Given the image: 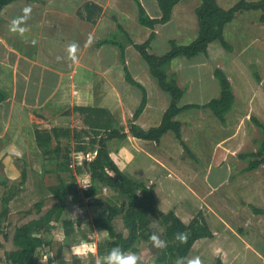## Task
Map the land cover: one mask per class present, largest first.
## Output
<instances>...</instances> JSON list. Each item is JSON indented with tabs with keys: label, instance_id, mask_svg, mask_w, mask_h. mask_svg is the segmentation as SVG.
Returning <instances> with one entry per match:
<instances>
[{
	"label": "crops",
	"instance_id": "1",
	"mask_svg": "<svg viewBox=\"0 0 264 264\" xmlns=\"http://www.w3.org/2000/svg\"><path fill=\"white\" fill-rule=\"evenodd\" d=\"M140 1L141 3L143 2V0ZM181 2L174 8L171 21L165 25H171L172 23H174L177 14L179 15L180 21H188L186 12L183 9L178 8ZM29 3H31V6ZM218 3L224 9H230L232 7L221 5L220 0H218ZM97 4L104 7L101 2H97ZM142 4L144 6V3ZM39 6L41 5L37 3L36 0H21L8 5L1 13L2 21L0 23V93L6 95L7 99L0 103V145L2 149L0 150L2 153L0 156V194L4 196L5 192H7V190L13 185L19 188L16 197L10 204V208L15 207L14 205L17 203L18 206H21L19 209H17L18 213L22 214V216H20L21 219L17 221L14 226L20 225V223L25 224L32 216L27 214L30 208L27 210V212H23L25 210H22V208L26 207L25 199L30 200L32 196L31 193L33 192H40L44 194L45 192H47L42 181V174L45 169H49L50 165L48 161H45L44 156L41 154L42 152L38 151L39 153L37 155H41V160L39 162V168H35V173L38 177L37 180L32 182L29 179L27 171V179L24 184L12 183V179L16 178V176H14V178L12 176L13 170L11 168V162L16 156L12 152V149L14 147L11 146V143L13 142L10 141V143L8 144L6 140L12 128L19 131L23 127V118H26L27 114H30L32 118L40 119L44 122L54 118L55 113H58L57 116H61L63 112L70 109L69 106H71V104L75 105L77 102L80 103L83 101L86 103L89 100H94V93H100L101 90V92H104L102 100L107 99L110 103H112L113 107L104 108H108L114 115L118 111L122 112L124 114L125 120L127 115L123 111L124 107L127 105L135 104V106H137L138 108L143 98V91L140 89L142 91V95L139 96L136 92H134L135 86L131 84H128L129 90H123V93H120L117 89L118 84L122 80H119L121 79L120 76H118L119 79H117V77H114L116 75L114 71H116V69L121 66V62L119 56L110 58L111 56H113L114 50L104 51L103 46L98 51L102 54V56H95L96 58L90 55V53H87V49L89 48V38L91 37V39H93V35L102 30L100 28L103 22V17L100 18L97 24L93 25L81 19L78 15H76V13H74V16L76 15L78 17L77 19L81 21L80 26L82 27V29L79 30L74 26L70 28L67 27V29H70L72 32L65 35L60 31L62 29V24L64 23L61 21L60 17L61 15L67 17V14L65 12H62L60 9H56L54 5H52L51 8L44 7L43 9ZM197 6L195 7V10ZM26 7H30L31 12L25 17L23 9ZM157 7L156 9H153L154 14L149 12L146 7L145 9L151 17L160 18L161 11L159 6ZM244 13L246 12L239 13L238 15H244ZM238 15L234 20L238 18ZM263 15L264 13L260 14L261 24H264V21L262 20ZM22 17L23 19H21ZM13 20H17L19 22V25L24 26L27 30L37 33L35 52L26 51V53H23L19 49H16L11 43H9V41L7 40L9 34L4 31V27H6L8 23L11 24ZM176 25L177 28H185V26H182L184 25V23H177ZM160 26L164 25H159L156 27V34ZM245 28L247 30H243L240 36L243 38L247 37L245 43L247 42V40H250V44L257 43V51L260 56L259 60L264 58L262 56V54L264 53V28H262L261 26H257L253 31L250 26ZM83 30L84 32H82ZM184 32L187 33V30H184ZM248 34H251V36L249 35L250 37H248ZM234 38L237 39L238 35H236V37ZM226 41L230 44L231 50H225V48L223 46L222 47L224 49L223 51H227L228 55L231 56L229 60L230 63H226L231 67H226L224 63L218 66L226 73L232 83L235 95V103L231 111L227 113L224 122L218 119L214 114L213 115L218 120L214 121L211 118L209 120L204 118V127H206L207 129H212L213 133L219 136L211 156V162L212 160L215 161L213 168L211 163H209L207 171L202 175H200L198 171L196 172V169L188 163L189 154L186 153L183 145L181 144V141L177 139L176 135L173 132L167 133L159 143L137 139L132 136V134L130 133V129L125 131L128 137L126 139H120L123 140V142L129 141L133 146H135V159L140 153H144L146 155V158H144V167L137 165V168L144 170V172L141 173V179L138 180L144 181L148 186L152 187L156 201L162 212L168 213L170 211H174L175 214L186 224H189L192 220L197 218L201 222L206 223L211 229L213 237L203 239H212V241L198 247L199 242L203 239L198 240L190 251L188 258L195 250L193 257H199L200 259H202L203 247H206L207 249H212L213 254L217 255L216 258H219L217 264H229L231 261H233H229V256L233 251L230 250L233 248V243H231V240L234 237L240 238V231L238 230H241L237 229L238 227H233L231 225L236 222L235 219L246 218L245 222L249 224V226H253L259 222H264V220L256 221L254 219V216L249 215L247 212L250 211L251 213H253V215H259L264 219V214H257L254 212V208L264 209L262 207H257L254 204L255 199L264 203V191H261V188L258 185V189H256L257 193H254L256 187L253 188L252 182L255 180L252 181V179H248L247 177L249 172L246 170L248 161L240 157L242 154L257 151L259 141L262 138V134L260 133L261 130L253 121V118L258 119L262 123L259 116V110L255 107L254 103L259 88H264V77L259 74L255 67L250 68L249 66H247V64L245 65L240 60L243 58L244 54L246 55V53L248 52V49L250 48L248 47L249 45L246 48L236 50L234 44L231 41H228V39H226ZM73 42L78 44V49L75 53L77 59L75 61L69 58L70 54H68L69 56L65 55V52H67V48H69V45ZM28 43L30 44V42ZM46 45L49 49H46ZM222 62H224V59H222ZM66 64H68V66ZM129 66L130 64L128 65V69L132 74L134 80L145 88L148 96L146 109L138 119L137 124L145 130L156 127L160 125L163 115L170 106L171 101L170 103L161 105L162 93H157L155 91L154 93L157 95V100L152 104L151 93L149 89L145 87L144 84L140 81V78L142 77L143 79H145V81L151 84L150 72L148 73L147 71H141L139 75H136L131 72ZM79 67L82 69H79ZM252 69L255 71V74H259V77L261 78V81L257 80L256 78L258 82V84H256V89H246L245 83H242L245 87L241 85L240 88H242V91L236 93L230 73H237L240 71L242 74L248 75L247 77H249V79H252V77L250 76V71ZM123 73L125 74L124 69ZM95 78L102 82L100 83L102 89L100 91L97 89L98 92L92 91V82L96 80ZM214 79L216 81L218 80L215 75ZM178 82L181 86H184L185 84H188L189 79H181L180 81V79L178 78ZM220 93L221 91L219 88L218 90H216L214 99L218 98L220 96ZM238 97H248L249 101L245 100L241 102L240 100L238 102ZM210 101H208L207 103H209ZM207 103L193 104L204 105ZM246 103L247 111L243 113V109L246 108ZM187 105L192 104H180L181 107ZM155 108L160 109V111L162 112L161 118L155 117L154 113L150 114V111H155ZM205 110L206 109H204L203 111ZM183 113L179 116L183 115ZM178 117L177 120L182 123V139L191 150V147L188 145V143L190 142V135H187V129L190 126H185V124L188 123H183L178 119ZM31 120L33 121V119ZM50 122L51 123L49 128H51L52 126H58L57 124H54L57 123L56 121ZM249 123H251L252 125H249ZM73 126L74 124H72L70 127ZM18 133H22V131H19ZM196 133L197 132L191 129V136H194ZM17 141L21 142V140ZM21 143H23V140ZM25 143L26 142H24V144ZM2 146L4 147L2 148ZM13 150L17 152L19 148H15ZM16 159H18V157H16ZM23 160L27 165L29 159H27L26 157L23 158ZM115 163L117 164L119 169H121V165H119L117 162ZM215 167L218 170L226 168V171L229 174L233 173V171L235 170L239 172V176H246L244 181L245 183H242L240 187L243 190L241 191L242 197L244 196L243 198L239 199L236 198L233 193H228L219 196V198L217 199H211L210 202L207 201V198L210 197L213 192L219 193L222 187L226 183H229L222 180H217L214 183H211L209 175H211ZM24 170H26V168ZM121 171L132 177V174H130L128 170L121 169ZM148 171H150V173L152 172V176L149 175L150 173L143 174ZM261 171H264V165L254 171V177H257L259 174L261 175ZM184 176H188L192 183L185 182ZM164 178L169 180V182L171 183L180 184L182 187H185L184 191L187 190V192L192 193L193 196H195L200 201L204 208L208 209L211 212V214L215 218V221L219 223L217 224V226L222 225L224 227L225 233L220 232V230L217 228L214 229L210 221L208 222L201 213H198L195 216L196 212H188L185 209H180V211H178V209L176 208L171 209L168 212L163 211L161 204L171 207L173 205V196L176 192L174 188L166 186ZM257 178L259 179V176ZM195 182H197L198 184H196ZM259 183L262 184L261 181ZM68 184L71 185L70 182H68ZM189 184L193 187H191ZM261 186L264 190V185ZM2 195H0V206H2ZM46 197H51L52 199L50 200L51 203L46 200V208H49L54 204L55 200L52 198V195H47ZM105 199L102 204H88L85 207L87 212L84 215H81L73 220L74 228L84 229L87 218H94L93 215L96 214V211L102 209V206L107 204V200ZM14 212L15 210L12 213L10 211V214L12 215ZM181 214H183V217ZM106 216H108L107 213L105 216L101 217ZM101 217L97 216L94 219ZM64 218H66V215L62 217L60 222H62ZM59 224L60 223L56 224V228L51 233L45 234L46 238L52 243L50 246L38 249L36 254L38 264H62V261H64V264H80V262H84L86 264H107L106 258L109 255V251H107L106 244L111 240L107 229L97 226L95 227L94 234L100 235L99 241L95 242L93 240L94 234H90L85 231L77 232L78 229L73 232L71 237H64L62 236L64 235L62 234L63 229L60 230L61 227L59 226ZM215 224L216 223H214V225ZM9 225V219L3 220V231L8 232V229L10 227ZM62 228H64L63 225ZM80 236L83 238L82 241H80ZM262 238L264 239V236H262ZM161 239H164L163 233L161 234ZM101 240L102 242H100ZM70 242L72 244H70ZM228 242H230V244ZM60 243L65 254L62 252L60 254V248L58 247V244L60 245ZM85 243L91 248L90 250H87L86 247H82V245H84ZM145 245L148 250L147 255L152 257L150 264H156V259L162 250L152 247L151 242L143 243L140 246V252L137 254L139 257L142 255L141 247L144 248ZM55 246H57L56 250L54 249ZM246 246H248L249 249L253 250L252 246L248 243H246ZM78 249L80 250L79 255L77 254ZM144 261L145 258H140V262L144 263Z\"/></svg>",
	"mask_w": 264,
	"mask_h": 264
},
{
	"label": "trees",
	"instance_id": "2",
	"mask_svg": "<svg viewBox=\"0 0 264 264\" xmlns=\"http://www.w3.org/2000/svg\"><path fill=\"white\" fill-rule=\"evenodd\" d=\"M21 0H0V23L1 13L8 5ZM182 0H157L161 11L160 18L151 17L140 0H134L138 8V22L140 25L152 30L149 38L142 44H137L129 32L116 19L118 31L127 37L129 43L135 47L149 65L152 75L158 81L159 87L169 93L171 103L163 115L160 125L145 130L137 124L138 119L146 109L148 96L145 88L134 80L127 63V45L119 39V35L113 34L108 38L97 42L99 48L112 46L119 50L120 61L126 73L129 84L143 91L141 104L136 109L131 119V134L133 137L159 143L169 132H173L181 141L186 153L192 155L191 150L182 139V123L177 117L189 109H210L222 122L235 103V95L232 83L226 73L221 69L215 70V77L221 86V94L218 98L204 105L180 106V101L185 95V89L178 82V77L168 73L172 62L178 58H194L202 53H207L210 45L219 41L226 50H231L230 44L225 39L226 26L231 23L239 13L247 11H262L264 13V0L250 2L241 0L230 9L222 8L218 0H202L196 8L199 21V31L196 39L189 45H179L176 40L171 41V50L165 55L158 56L149 52L152 42L155 40L156 27L165 25L172 19L174 8ZM103 7L95 2H87L78 12V16L95 25L103 13ZM264 21V15L262 17ZM261 81L259 74H255ZM6 95L0 93V103L6 100ZM84 116L83 126L77 122L73 127H51V130L40 129L36 132L38 147L42 151L45 161L50 164L42 174V181L47 193L52 195L54 204L46 208L45 199L36 203L34 209L27 212L28 215L36 214L38 217L25 224L16 225L12 231L13 249L6 252L7 264H38L37 251L42 247L51 245L45 234L51 233L56 224L63 219L64 234L71 237L74 228V218L87 212L82 206V198L97 197V203L102 204L107 200L109 213L106 217L96 218L94 224L108 230L110 241L106 244L109 253L115 247L122 251L138 254L143 243H149L152 233L151 223L156 219L163 227V238L167 241V247L161 251L156 259V264H175L178 258H188L194 244L203 238L213 237L209 226L199 219L192 220L189 224L183 222L174 211L164 213L160 210L152 187L144 181L133 179L123 173L112 159L108 142L113 139H126L127 133L120 121L108 108L77 106L74 108ZM255 124L261 130L262 138L255 152L242 154L248 161L247 171H255L264 165V124L253 118ZM56 143L55 146L53 143ZM96 153L94 158H89ZM75 154V157H72ZM73 166L83 178L82 188L70 186L63 176V171H69ZM113 172L114 174H111ZM22 184L26 182L27 170L23 171ZM75 179V178H73ZM75 181H77L75 179ZM21 185V184H20ZM104 188L112 192L111 196L103 195ZM19 188L10 187L2 197V211L0 213V249L4 247L1 236L5 239L10 235L3 231L2 221L8 219L11 208L10 204L16 197ZM105 197V198H104ZM257 214H264V209L254 208ZM122 220L125 233L117 226V220ZM177 232L188 233L187 243L181 244L175 240ZM60 248V254L62 252ZM119 254V253H117ZM62 261L61 263H63ZM138 264H144L138 262ZM187 264V261H184Z\"/></svg>",
	"mask_w": 264,
	"mask_h": 264
},
{
	"label": "rangeland",
	"instance_id": "3",
	"mask_svg": "<svg viewBox=\"0 0 264 264\" xmlns=\"http://www.w3.org/2000/svg\"><path fill=\"white\" fill-rule=\"evenodd\" d=\"M37 3H39L42 7V9L45 8H51L52 5L56 7V9H60L62 12H65L67 14V17H64L61 15L60 19L62 22V29L60 30L63 32L65 35L69 34L72 32L70 29H67L74 26L77 29L81 30L82 27L80 26L81 21L77 19L78 17V12L81 8L84 7V5L87 2H101L103 4V13L100 15L98 18V21L100 20L101 17H103V22L101 24L102 30L98 31L97 34L93 35V39H91V43L88 45L87 53H90L92 56H102V54L99 51V47L97 46V42L100 39H105L110 37L113 34H118L119 39L123 41L126 45V62L128 65L130 64V70L133 74L139 75V73L142 71H147L148 73L150 72L151 74V84H149L145 79L142 77L140 78V81L144 84L145 87H147L151 93V102L152 104L154 101L157 100V95L154 93L155 91L157 93L161 92L162 97H161V105H165L167 103H170L171 101V96L169 93H166L165 91H161L158 81L156 78L152 75L149 65L147 62L144 60V58L140 55V53L135 49L133 45H131L127 39L126 36H124L123 33L118 31V27L116 24V19L124 26V28L129 32L131 35L132 39L134 40L135 43L137 44H142L144 43L150 36L152 30L144 27L139 24L138 22V8L134 2V0H36ZM241 0H220L221 5L230 7L234 6V4L238 3ZM246 1H258V0H246ZM202 0H183L181 4L178 6L179 9H183L186 12V17L188 18V21L186 22L185 20L180 21L179 15H176L175 22L172 23L171 25H164L160 26L159 29L157 30V37L156 39L152 42L151 47L149 49V52L153 55H158L162 56L165 55L167 52L171 50V40H176L179 45H189L191 44L196 37L198 36V31H199V21L198 17L195 11V7L199 4H201ZM144 6L146 9H148L149 12L154 14L153 9H156L157 5V0H143ZM31 6V3H29ZM156 6V7H155ZM198 7V6H197ZM158 8V7H157ZM178 9V10H179ZM74 13L76 15L74 16ZM260 14H263L262 11H250L244 13V15H238V18L234 20L231 24L229 23L228 26L226 27V39L228 41H231L234 44V47L236 50L241 49V48H246L250 47L248 49V52L246 55L244 54L243 58L240 59L241 62H243L245 65L249 66L250 68L255 67L259 74L264 77V58L260 59V56L258 54V49H257V43L255 44H250V40H247L245 43L247 37H241L240 35L242 34L243 30H247L245 27L250 26L252 31L257 27L261 26L264 28V24H261L260 21ZM97 21V23H98ZM77 22V23H74ZM96 23V24H97ZM177 23H184L185 28L183 29L181 27L177 28L176 24ZM10 23L4 27V31L9 34V37H7V40L9 43H11L16 49H19L21 52L26 53L28 52H35L36 51V40H37V33L31 32L27 30L24 26L19 25V27L24 28L25 31L23 35H21L18 31L13 32L10 30ZM256 26V27H254ZM254 27V28H253ZM184 30H187V33L184 32ZM84 32V30L82 31ZM252 33V32H251ZM89 35V32H88ZM238 35V38L235 39ZM251 34H248V37H250ZM33 41H35L34 48H33ZM30 42V44L28 43ZM83 42V41H82ZM63 47V46H61ZM253 47V48H252ZM46 49H49L48 46L46 45ZM104 51L108 50H114V54L112 57L119 56L120 58V53L119 50L115 47L112 46H104L103 48ZM222 44L217 41L214 42L210 45L208 52L207 53H202L194 58H178L175 59L171 66L168 69V73L170 75L175 74L181 81V79L188 80V84H185L184 86H181L185 89L186 93L184 97L182 98L181 103L179 104H202V103H207L208 101L214 99L216 95V90L220 88L221 91V86L219 87L220 83L219 81L214 79L215 75V70L217 68H220L219 66L224 63V65L228 68L231 66H228L226 63H230V55H228L227 51H223ZM226 50V49H225ZM68 48L67 52H65V55L69 56L68 53ZM99 53V54H98ZM104 53V52H103ZM106 54V53H105ZM118 54V55H117ZM89 55V54H88ZM264 57V53L262 54ZM96 58V57H95ZM222 59H224V62H222ZM121 62V61H120ZM68 66V64H66ZM127 65V66H128ZM219 65V66H218ZM69 68V67H68ZM84 68V67H83ZM79 69H82L79 67ZM78 69V71H79ZM123 65L121 63V66L114 71L116 74L114 77L119 79L118 76H120L121 79H119L121 82L118 84L117 89L119 90L120 93H123V90H129L128 86V81L126 79V73H123ZM253 69L250 71V76L252 79H249L247 77L248 75L242 74L240 71L239 72H233L230 73L231 79L234 83L235 87V92H241L242 91V86H244L242 83H245L246 89H256V84H258L255 76V71L253 73ZM102 72V71H101ZM132 75V74H131ZM124 77V78H123ZM133 77V76H132ZM242 77V78H241ZM96 80L92 82L93 84V89L92 91L98 92L102 88L100 86L101 81ZM124 79V80H123ZM130 85V84H129ZM244 86V87H245ZM98 89V90H97ZM215 89V90H214ZM102 91V90H101ZM100 93H94L93 99L94 100H89L88 102H77L75 105L69 106L70 109L66 110L65 112L62 113L61 116H57L58 113L54 114V118L51 120H47L46 122L40 120V119H35L30 116V114H27L26 118H23V127L19 130L22 131V133H18L19 131L15 129H11L10 133L7 137V143L9 144L10 141L13 142L11 143V146L15 148H19L17 152L12 149V152L18 159L15 157L12 162H11V168L13 172V178L16 176V178L12 179V183L14 184H19L23 178V170L26 168L28 171L29 179L34 182L37 180V175L35 173V168H39V162L41 160V155H37L39 152H42L40 148H38V143L36 140V132L40 129H47L51 130L49 128L50 126V121H56L58 126L57 127H67L68 125H72L78 122L79 126H83V120L84 116L80 114L79 112H76L74 110L75 107L77 106H90V107H112V103H110L107 99L102 100L104 96V92ZM134 92H136L139 96L142 95V91L134 87ZM221 94V93H220ZM159 98V97H158ZM102 100V101H101ZM241 100V102L247 100L249 101L248 97H238V102ZM263 103V104H262ZM255 107L259 110V116L264 124V88H259L258 93L256 94V99L254 103ZM74 106V107H73ZM237 107V106H236ZM137 109V106L135 104L133 105H127L124 107V113L127 115L126 119L124 120V114L120 111V113L116 112L115 117L120 121L121 126L123 129L126 131L130 129L131 133V119L133 118V115ZM155 111H150V114L154 113V116L157 118L162 117V112L160 109L155 108ZM189 109L186 112L183 113V115L179 116L178 119L182 121L183 123H188L185 124V126H190L187 129V135H190V142L188 145L191 147V154L188 156V163L191 164L195 169L196 172L200 175H202L204 172L207 171V168L209 166V163H211L212 168L215 164V161L212 160L211 162V156L212 152L214 151L216 142L218 140V135L214 134L212 129L204 127V118L209 120L210 118L215 120H218L215 118L213 115V112L210 109ZM247 111V103H246V108L243 109V113ZM210 114V116H209ZM24 117V115H23ZM253 117V116H252ZM33 119V121L31 120ZM153 119V118H152ZM251 123H249L250 125ZM252 125V124H251ZM191 129H193L195 132H197L194 136H191ZM248 129V128H247ZM260 131V130H259ZM261 133V132H260ZM189 137V136H188ZM193 139H192V138ZM17 140H23V143L17 141ZM24 142H26L24 144ZM55 142L53 145L55 146ZM3 145V144H2ZM4 146H2L3 148ZM108 148H109V153L112 157V159L117 162L119 165H121V169H126L130 174H132L133 179H141V173L144 172L143 169L137 168V165L144 167L146 155L144 153L138 154V157L135 159L134 156L136 155L135 153V146H133L129 141H124L120 139H113L109 141L108 143ZM0 150L1 145H0ZM11 150V149H10ZM39 151V152H38ZM1 151H0V156H1ZM42 154V153H41ZM75 157V154H72V157ZM96 156V153H92L89 158H94ZM29 159L27 165L24 163L23 158ZM180 162V161H179ZM181 163V162H180ZM50 165V164H49ZM1 169V166H0ZM120 169V170H121ZM139 172V173H136ZM111 174H114L113 172H110ZM150 171L143 173V174H149ZM165 173V172H164ZM63 176L65 179L70 182L72 186H79L82 188V181H83V174L82 176L78 174L76 168L72 164V168L69 171H63L62 172ZM254 171H249L248 172V179L255 180L252 182L253 188H255L254 193L256 192V189H258V185L261 188V191H264L262 189L261 185H264V171H261V175L259 174V179L257 177H254ZM77 175V176H76ZM152 176V172L149 174ZM239 172L233 171V173H228L226 171V168L222 170H218L216 167L213 169L211 175H209V178L211 179V183H214L217 180H222L226 181L229 183H226L221 191L219 193H212L210 197H208L207 201L210 202L211 199H217L219 196L223 194H228V193H233L236 198H243L242 197V192L243 191L240 187L242 183H245V177L246 176H239ZM204 177V176H203ZM75 178L77 181H75ZM185 182L192 183L188 176H184ZM140 181V180H139ZM262 182L260 184L259 182ZM164 182L166 186L172 187L176 190L173 196V205L169 207L168 205L161 204L162 210L163 211H170L171 209H185L188 212H196L195 216L198 213H201L205 219L212 224V227L214 229H219L220 232L225 233V229L222 225H218V222L215 221V218L211 214V212L208 209H205L204 206L200 203V201L193 196L192 193L184 191L185 187H182L178 183H171L169 180L164 178ZM198 184L197 182H195ZM36 184V183H34ZM70 185V186H71ZM190 185V184H189ZM15 186V185H13ZM12 186V187H13ZM191 186V185H190ZM193 187V186H191ZM249 189V187H248ZM9 190V189H8ZM7 190V193H8ZM103 195L105 196H111L112 192L108 190V188H104ZM6 193V192H5ZM4 194V193H3ZM31 199H25V206L22 208V210H25L23 212H27V210L34 209V206L36 203L40 202L41 200L45 199L48 200L49 203H51L50 200L51 197H46L47 195L49 196L50 194L45 192L40 193V192H33L31 193ZM107 194V195H106ZM2 195V194H0ZM28 195V194H27ZM264 195V194H263ZM3 196V195H2ZM1 196V199H2ZM257 197V196H256ZM255 197V198H256ZM31 202V203H30ZM83 204L82 206H87L88 204H96L97 203V197L94 198H82ZM48 203V204H49ZM29 204V205H28ZM254 204L257 207H262L264 208V203L262 201L256 200L254 201ZM1 205H2V200H1ZM31 205V206H30ZM15 207H11V213L15 210V212L11 215L9 214L8 219L10 221V227L8 229V234L10 237H12V230L14 229V224L21 219L20 216L22 214L18 213L17 209H19L21 206H18V203L14 205ZM30 206V207H29ZM103 208L96 211V214L93 215L95 217H101L105 216L106 213L108 214L109 211V206L103 205ZM2 211V206H0V213ZM80 211L78 210V216L75 218L84 215L80 214ZM249 215L254 216V219L257 221L259 220H264L262 217L253 215L250 211H247ZM181 213V212H180ZM183 217V214H181ZM38 216L36 214H32V216L29 218V221L33 220L34 218H37ZM74 218V219H75ZM94 218L88 217L86 221V225L84 226V229L77 228V232H87L90 234H94V229H95V224H94ZM226 219V218H225ZM227 220V219H226ZM28 221V222H29ZM235 223L231 224L233 227H238L237 229L239 232L238 237H234L231 240V243H233V248L230 250H233L229 256V261H231L229 264H264V239L262 236H264V222H259L253 226H249L247 224L246 218H239L235 219ZM26 222V223H28ZM59 226L61 227L60 230L63 231L62 234H64V228H62V222H59ZM117 226L120 230H123L125 233H127V230L123 227L122 220L119 218L117 220ZM214 223H216L214 225ZM256 223V222H254ZM21 225L24 223H20ZM257 232V234H256ZM80 235V234H79ZM65 237V234L62 235ZM94 241L98 242L100 239V235L94 234ZM1 240L4 243V247L0 249V264H6V252L8 250L13 249V243L12 239L8 238L5 239L3 235L1 236ZM82 237L80 236V241H82ZM262 239V240H260ZM66 240V238H65ZM212 241V239H203L199 242L198 247ZM102 242V240L100 241ZM105 242V241H104ZM230 244V242H228ZM246 243L252 246L253 250L249 249L248 246H246ZM70 244H72L70 242ZM61 243L60 245L58 244V247L61 248ZM58 248V249H59ZM54 249H57V246L54 247ZM86 249L90 250V247H86ZM62 253H64V250L62 249ZM195 253L192 252V255L189 257V259L194 258L193 254ZM65 254V253H64ZM141 256L140 258H146L148 254V250L146 248V245L141 247ZM203 258L201 259L202 264H217L219 258H216L217 255L213 254L212 249H207L206 247H203ZM80 264H86L84 262H80ZM103 264V263H101Z\"/></svg>",
	"mask_w": 264,
	"mask_h": 264
},
{
	"label": "clouds",
	"instance_id": "4",
	"mask_svg": "<svg viewBox=\"0 0 264 264\" xmlns=\"http://www.w3.org/2000/svg\"><path fill=\"white\" fill-rule=\"evenodd\" d=\"M31 12V8L30 7H26L23 9V13L25 14V17L30 14ZM23 19V17L21 18ZM10 30L13 32H19L21 35H23L25 29L19 27V22L17 20H13L11 25H10ZM91 41V37L89 38L88 43L90 44ZM33 44H35V41L32 42ZM78 49V44L73 42L69 45L68 51H69V58L72 59L73 61H75L77 59L75 53L77 52ZM151 228H152V233L149 237V240L151 242L152 247L159 249V250H163L167 247V241L164 239H161V234L164 232L163 227L160 226V224L157 222L156 219L152 220L151 223ZM175 240H177L178 242H180L181 244L187 243V240L189 238L188 233L186 232H177L174 235ZM82 247H89L86 243L84 245H82ZM119 253V254H117ZM77 254H80V250H77ZM107 259V264H138V262L140 261V257L132 252H125L122 251L119 247H115L111 250V252L109 253ZM152 257L151 256H147L145 258L144 264H150ZM184 261H187V264H202V261L199 257H195V258H178L175 261V264H184Z\"/></svg>",
	"mask_w": 264,
	"mask_h": 264
}]
</instances>
